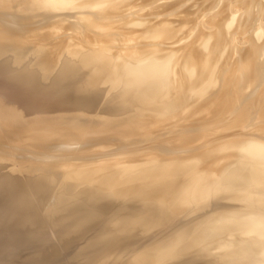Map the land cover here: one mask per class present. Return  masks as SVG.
I'll list each match as a JSON object with an SVG mask.
<instances>
[{
	"label": "bare ground",
	"instance_id": "6f19581e",
	"mask_svg": "<svg viewBox=\"0 0 264 264\" xmlns=\"http://www.w3.org/2000/svg\"><path fill=\"white\" fill-rule=\"evenodd\" d=\"M0 264H264V0H0Z\"/></svg>",
	"mask_w": 264,
	"mask_h": 264
}]
</instances>
